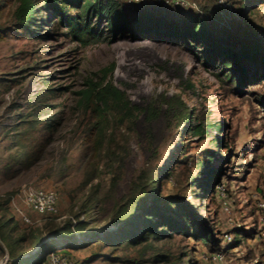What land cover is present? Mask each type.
Segmentation results:
<instances>
[{"label":"rangeland","instance_id":"1","mask_svg":"<svg viewBox=\"0 0 264 264\" xmlns=\"http://www.w3.org/2000/svg\"><path fill=\"white\" fill-rule=\"evenodd\" d=\"M192 1L197 9L124 6L115 0L130 18L141 10L177 22L198 15L227 39L246 33L264 50V6L258 0H234L232 10L218 8L214 0ZM14 5L0 0V225L10 239L29 230H36L38 239L11 247L13 256L0 240V264H31L56 243L75 264H262L264 218L257 204L264 201L263 63L240 61L234 71L238 80L231 82L224 59L208 55L195 41L187 46L151 34L84 45L72 39L53 10L39 9L37 24L17 31ZM92 27L106 35L103 19L94 18ZM104 69L106 79L141 109L133 124L122 126L129 149L116 176L104 166L94 139L98 127L109 131L110 123L84 110L77 94L88 79L100 80ZM171 98L178 101L170 105ZM149 108L154 110L150 120ZM190 122L204 125L201 136L186 133ZM35 132L43 137L40 157L27 161ZM140 172L152 180L159 176L160 194L181 193L194 204L217 240L215 251L182 231L138 244L120 241L107 211ZM29 187L54 190L58 213L31 211V224L17 218L12 205L22 204ZM235 223L240 228H233ZM229 232L231 243L224 237ZM216 252L223 253L222 261L212 257Z\"/></svg>","mask_w":264,"mask_h":264},{"label":"trees","instance_id":"2","mask_svg":"<svg viewBox=\"0 0 264 264\" xmlns=\"http://www.w3.org/2000/svg\"><path fill=\"white\" fill-rule=\"evenodd\" d=\"M14 3L12 15L17 31L31 30L37 24L36 13L39 9L53 10L60 23L68 29L72 39L84 45L107 39L114 40L117 36L136 40L154 34L157 38L175 39L187 46L191 45V41H195L204 46L208 55H220L228 68V79L231 82L238 80L239 75L234 71L238 69L237 63L240 61L258 59L264 67V50L261 48L259 39L248 38L246 33L244 36H233L227 39L226 32L223 34L209 28L203 18L198 15L188 16L177 22L169 17L141 10L130 18L115 0H43L42 4L37 0H14ZM258 3L259 6H264V0H258ZM69 9L77 12L71 14ZM94 18L103 19L106 22V35L94 32L92 27ZM232 63L235 66H232ZM112 67L113 64L110 70ZM103 71L100 80L88 79L86 86L77 94L79 95L78 102L84 110L89 109L99 119L110 123L109 131L107 128L98 127V135L94 139H96V146H99L98 149L102 148L104 166L113 173V176H116L114 172L124 167L129 149V140L126 135L128 131H121L122 126L133 124L141 109L131 102L124 91L106 79V69ZM261 77L264 78V72ZM175 101L178 100L171 98L170 105L176 103ZM182 115L186 117L189 114L184 111ZM153 116L154 110L147 109V118L150 120ZM50 126L48 123L49 128ZM89 129L92 132L96 131L94 125ZM185 130L187 134L201 136L205 127L202 123L190 122ZM36 135L37 132L34 133L32 146L26 148L27 161H31L30 158L37 155L39 151L43 137ZM52 139L53 137L46 139L47 143H45L50 144ZM158 180V175L152 180L149 174L140 172L130 183L128 190L111 204L107 211L108 222L116 226L115 231L119 233L120 241L138 244L153 236L170 235L169 231H182L206 245L211 252L215 251L217 240L204 224L202 217L196 214L194 204L181 193L160 194L157 189ZM188 180L192 183L195 181L194 177H189ZM218 182L215 178L213 183ZM213 190L214 187L210 189L211 192ZM4 225H0V240L5 243L9 256H13L11 247L15 248L22 240L29 237L38 239L36 230H29L26 234L23 233L17 238L10 239L9 233L3 230ZM43 243L46 241L38 246L41 247ZM62 248L59 245V249L64 251ZM50 251L39 256L31 264H40ZM262 264H264V256Z\"/></svg>","mask_w":264,"mask_h":264},{"label":"built area","instance_id":"3","mask_svg":"<svg viewBox=\"0 0 264 264\" xmlns=\"http://www.w3.org/2000/svg\"><path fill=\"white\" fill-rule=\"evenodd\" d=\"M218 8L222 10H232V3L234 0H214ZM125 6H134L141 4H156L160 7H178V8H189L197 9V5L192 0H122ZM224 189L221 188V199L223 209L226 212L230 211L227 201L224 199ZM22 204L16 205L13 203L12 212L22 222L31 224L32 219L30 212H35L38 215L51 214L55 215L58 213V196L54 190L46 188H33L29 187L24 190L21 199ZM258 213L260 219L264 218V201L258 202ZM240 227L239 223H235L233 228ZM264 234V231L261 232ZM78 237V236H77ZM227 242H230L233 238L232 233H225L224 235ZM59 243H56V248L51 250L46 258L40 264H75L74 259L62 253L59 249ZM212 257L217 261H222L224 256L220 252L212 254Z\"/></svg>","mask_w":264,"mask_h":264}]
</instances>
